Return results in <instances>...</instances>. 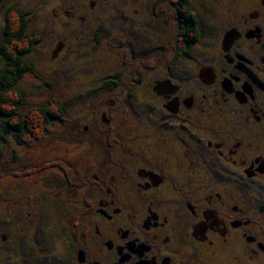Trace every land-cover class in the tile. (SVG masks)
I'll return each mask as SVG.
<instances>
[{"label":"flooded vegetation","instance_id":"obj_1","mask_svg":"<svg viewBox=\"0 0 264 264\" xmlns=\"http://www.w3.org/2000/svg\"><path fill=\"white\" fill-rule=\"evenodd\" d=\"M162 1L138 2L167 46L117 42L114 72L83 75L91 123L5 171L25 189L3 198L0 264H264V0Z\"/></svg>","mask_w":264,"mask_h":264},{"label":"rangeland","instance_id":"obj_2","mask_svg":"<svg viewBox=\"0 0 264 264\" xmlns=\"http://www.w3.org/2000/svg\"><path fill=\"white\" fill-rule=\"evenodd\" d=\"M133 1L134 0H0V41L3 39L5 13L9 7L14 5H18L22 10L30 13V33L36 34L41 32L44 35L42 43H40L36 51L29 56L30 60L35 64V72L27 73L19 83V89H22L26 93V100L24 102V107L26 108L24 109H31L45 103L49 99H56L60 104L68 107L67 123H63L61 127H55L52 130L54 136L50 137L49 133L47 139L42 140L37 148L42 149V151L48 150L49 143L53 139H55L53 144L57 145L58 140V145L63 146L64 141L68 140L67 138L73 129L78 125L84 128L91 123V114L86 115V112L91 108L93 95L89 91H80L87 86V84H83L85 82L82 80L83 75L86 72H89L90 75H98L106 73L107 71L114 72L123 55L122 49L120 50L118 48L116 50L114 48V46H117V42L124 38L127 40L126 47L129 55L128 58L130 59L131 54L138 52L141 48L151 47L152 50H156L161 44L166 45V42L170 41L168 40L170 36L167 30L153 29V24L146 21L144 13H142V4L138 2L140 0H137V4H134ZM195 1L196 0H192L194 3ZM58 2L64 4L63 8L58 7L59 9H57ZM200 2L201 1H198L197 4H200ZM222 3L229 5L233 3V1L223 0ZM200 6L201 4L198 8H201ZM53 10L57 11V16H52ZM58 10L60 12L63 11L64 14L72 12L70 20H65L63 23L62 17L66 18V16L60 14ZM136 10H138L140 14L135 13ZM216 12L217 11H214V13ZM46 14H50L51 17L43 20ZM184 27L186 28L188 25L183 23V28ZM59 41H64L68 44L58 59L54 57L53 54L57 50L55 46ZM51 56L56 59L52 61ZM192 58L194 59L191 55L190 59ZM80 61L83 65V69L71 74L74 67H76L74 62ZM3 63L2 58H0V71L3 69ZM77 80L82 85L79 87H72L69 82ZM48 82L51 83V85L48 84ZM102 90L105 91L104 95L108 93L106 88ZM105 100H108V98ZM141 105L147 107L143 101ZM143 113H147L146 108H144ZM155 129L159 130L157 127ZM95 133H97V131H95ZM134 139L136 140V138ZM9 140L10 142L5 145L6 157L0 160V247L4 248L8 246V250L13 255L15 253V248L12 247L15 246L16 243L9 240V243L4 246V242H2V235L4 232L1 226V217L5 211V208H3V198H5V200L10 199L9 202H15L17 198L16 194L23 189V184L19 182L20 180H18L17 176L9 175V173L5 175V171L9 169V160H13V152H15V150L18 155V168L13 172H18L17 174H20L24 170L23 164L28 162L37 164V152L40 149L34 150L36 148L26 146L20 149L21 147L18 145L13 133L9 135ZM133 142L134 141L130 142V144L133 150H135ZM17 150H19V153ZM30 176H32V174H30ZM23 179L25 180V177H23ZM59 185L60 184L49 188V190L56 193L62 189ZM31 188L32 193H34L35 188ZM41 243L46 244V240Z\"/></svg>","mask_w":264,"mask_h":264},{"label":"trees","instance_id":"obj_3","mask_svg":"<svg viewBox=\"0 0 264 264\" xmlns=\"http://www.w3.org/2000/svg\"><path fill=\"white\" fill-rule=\"evenodd\" d=\"M169 2L178 5V0H164L157 8L160 9ZM181 9L185 20H192L190 10L184 2H181ZM29 14L18 5L9 7L5 13L3 39L0 41V58L4 62L0 71V160L6 157L5 145L10 142L11 133L20 147H37L45 135L53 130L56 121H67L66 108L56 99L24 109L26 93L19 89V83L28 72L35 71V64L28 59V55L43 39L42 33H30ZM183 35L188 44L195 39L191 30L187 33L183 31ZM13 153L15 157L9 160L7 171L16 168V155Z\"/></svg>","mask_w":264,"mask_h":264}]
</instances>
